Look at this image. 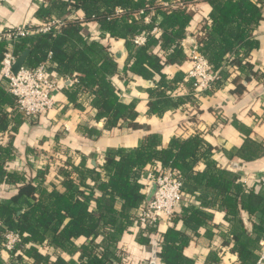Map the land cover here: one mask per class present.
<instances>
[{"label": "crops", "instance_id": "1", "mask_svg": "<svg viewBox=\"0 0 264 264\" xmlns=\"http://www.w3.org/2000/svg\"><path fill=\"white\" fill-rule=\"evenodd\" d=\"M44 3L47 0H0V22L11 27L28 20L38 22L40 19L36 13ZM261 4L264 11V0ZM211 9L207 1L187 5L193 17L185 42L199 38L198 33L205 22L210 24ZM149 20L150 16L146 18ZM156 27L153 33L160 34L162 29ZM87 28L88 41L107 45L108 51L116 56L117 71L110 80L121 101L134 103L136 118L120 119L117 125L109 127L106 118L98 116L95 88L78 90L74 81L65 80L54 92L56 106L42 115L24 119L15 108L5 106L10 123L6 130H0V146L12 138L15 151L7 162L8 170L17 171L26 179L36 178L40 169L47 170L43 179L35 180L41 187L35 194L36 200L44 202L49 201L53 191L65 192V182L72 179L81 195L90 201L89 209L101 211L96 198L102 193L87 172L89 168L101 172V179L107 181L103 166L108 153L137 148L149 134H157L162 147H167L175 137L189 138L200 134L213 147V154L207 159L200 156L193 162L191 173L185 175V205L176 222L168 223L163 219L158 223L160 241L157 251L163 243L164 233L174 227L188 239L184 254L193 260V264H241L237 251L241 242L245 243L247 250L259 253L260 242L264 239V184L255 176L264 174V155L248 160L239 157L237 151L247 138L264 143V78L261 76L264 69V19L254 27L252 38L255 41L249 55L242 56L243 61L260 70V76L258 73L246 80L249 73L231 63L225 65L226 75L220 84L213 91L199 96L193 92L186 75L187 58L164 67V81L168 84H162L159 74L147 79L128 69L125 39L113 38L109 34L102 38V31L95 22L87 24ZM98 51L104 56L101 47ZM154 51L163 55L159 46ZM84 68L89 65L80 69ZM51 70L62 77L53 62ZM0 83L6 89L1 80ZM159 93L167 96H159ZM210 161L220 171L217 175L219 182L211 180L210 174L205 176ZM161 168L160 161L147 164L136 179L142 185L141 193L146 201L153 197L156 188L149 182L148 174ZM245 177L247 182L243 180ZM85 181L88 186L83 184ZM15 187L0 183V198L8 197ZM84 194H90V200ZM122 202L119 200L115 205L119 212ZM140 205L127 211L131 219L121 232L109 229L111 226L100 227L94 240L81 235L64 240L60 246L49 231L44 241L36 245L50 262L62 258L68 264H80L84 258L83 247L92 244L98 253L107 248L114 251L109 264H149L153 245L142 241L146 225L138 218ZM186 208L196 210L194 216L190 217V212L183 215ZM114 217L118 218L120 214L116 213ZM112 236L116 243L111 242L109 237ZM22 253V247L15 250V254ZM122 256L127 257L120 259ZM0 257L2 264H32L34 261L27 255L24 256L26 261H13L14 256L3 249L2 243ZM155 261L163 264L157 253Z\"/></svg>", "mask_w": 264, "mask_h": 264}, {"label": "trees", "instance_id": "2", "mask_svg": "<svg viewBox=\"0 0 264 264\" xmlns=\"http://www.w3.org/2000/svg\"><path fill=\"white\" fill-rule=\"evenodd\" d=\"M197 1H207L212 8L210 24L205 22L198 35L203 42L202 51L213 67L218 70L224 65L236 63L241 71L249 73L246 80L258 75L260 70H255L250 62L242 59V56L249 55L255 41L252 38L254 27L264 19L261 1L253 0H47L46 5L39 7L36 16L40 20L61 17L65 19L64 25L46 33L22 38L16 44L15 51L21 54L30 49L25 63L28 67H36L50 56L62 77H75L76 89L95 88L98 116L105 117L107 125L113 127L120 119H135L137 111L134 103L127 104L120 100L118 90L110 80L117 71L116 56L108 51L107 45L87 40V24L97 23L102 38L109 34L113 38L125 39L130 71L147 79L159 74L162 84H168L164 81L163 69L168 64L187 58L183 41L188 37L187 28L193 17L187 5ZM118 8L120 12H117ZM149 16L150 20L146 21ZM156 25L162 29L160 34L153 33ZM139 34L146 35L144 44L134 43V37ZM156 46L162 49L163 55L154 51ZM4 47L5 42L0 41V53ZM100 47L104 56L98 51ZM84 65H89V68L81 70ZM74 71L79 72L74 75ZM221 72L224 77V68ZM261 76L264 78V69ZM218 84L220 82L216 86ZM159 96L167 95L159 93ZM6 105L15 108L16 97L0 83V130H6L10 123ZM158 137L157 134H149L137 148L108 153L103 166L107 181L101 179V172L88 169L87 173L93 177L96 187L102 193L96 198L101 211L89 209L90 201L81 195L72 179L65 182V192L53 191L46 202L36 200L35 194L41 188L36 179H43L47 170H38L37 177L30 179L17 171L8 170L7 162L15 152L11 138L10 142L0 146V183L16 186L8 197L0 198V244L5 231L14 230L22 236L15 250L22 247L24 254L10 251L14 256L13 261H26L24 256L27 255L34 258L32 264H68L62 258L50 262L36 245L44 241L49 231L60 246H63L64 240L81 235L94 240L100 227L106 229L111 226L109 229L121 232L131 219L127 211L146 201L145 195L141 193L142 185L136 179L147 164L160 161L163 168H174L185 176L191 173L193 162L200 156L207 159L213 154V147L200 134L189 138L175 137L167 147L161 146ZM237 155L248 160L260 157L264 155V143L247 138ZM215 168L210 161L205 176L210 174L211 180L219 182L217 175L220 171ZM83 184L88 186L86 181ZM89 195L85 196L90 200ZM119 200L123 201L120 212L115 207ZM185 210L183 215L190 212V217L196 213L193 208ZM116 213L120 217H114ZM178 214L172 223L177 221ZM142 234L145 236L142 241L150 246L153 241H160V233L155 224L146 226ZM109 238L116 243L115 237ZM237 239L240 237L237 236ZM187 242L182 232L174 227L169 228L157 251L162 263L193 264V260L184 254ZM241 243L237 250L241 264H255L261 247L259 253H253L246 249L245 243ZM94 247L92 244L83 247L84 258L80 264H109L114 257L112 255H115L114 251L107 248L98 253Z\"/></svg>", "mask_w": 264, "mask_h": 264}, {"label": "built area", "instance_id": "3", "mask_svg": "<svg viewBox=\"0 0 264 264\" xmlns=\"http://www.w3.org/2000/svg\"><path fill=\"white\" fill-rule=\"evenodd\" d=\"M117 12H120L119 8ZM64 23L65 19L61 17H52L38 22L28 20L12 27L0 22V41L5 42L4 50L0 53L3 55L0 58V80L5 84L6 90L16 97L15 109L24 119L35 118L54 108L56 106L54 92L65 80H74L55 75L51 70L50 56L36 67H28L24 64L17 73H14L13 65L20 55L15 51L16 44L24 37L49 32L54 27L63 26ZM156 30L157 27L154 28V31ZM145 41L146 35L144 34L134 37V43L137 45L144 44ZM189 41L188 43L183 41L189 62L186 75L192 83L193 92L199 96L215 89L217 83L222 80L221 71L225 65L216 70L202 51V40L191 38ZM255 177L264 184L263 173L257 174ZM148 178L156 188L153 197L139 207L140 222L146 226L158 225L163 219L172 223L173 218L180 213L186 202L185 176L179 174L174 168H161L150 171ZM247 179L243 178L246 182ZM6 185L10 187V185ZM21 240L22 236L19 232L8 229L4 233L2 247L9 252L13 251ZM260 247V254L255 264H264V239L261 240ZM130 255L128 254V257L131 258Z\"/></svg>", "mask_w": 264, "mask_h": 264}, {"label": "water", "instance_id": "4", "mask_svg": "<svg viewBox=\"0 0 264 264\" xmlns=\"http://www.w3.org/2000/svg\"><path fill=\"white\" fill-rule=\"evenodd\" d=\"M30 53V49H26L24 52H22L18 58L16 59L14 65H13V71L14 73H17L19 69L26 63L27 57ZM2 54H0V58H2ZM156 187V186H155ZM156 253H157V241H153V256L152 260L149 264H156Z\"/></svg>", "mask_w": 264, "mask_h": 264}]
</instances>
